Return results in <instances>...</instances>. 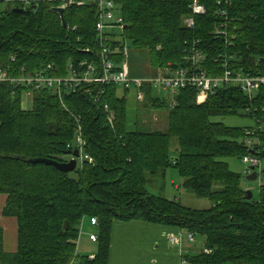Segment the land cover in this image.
<instances>
[{
	"label": "trees",
	"instance_id": "obj_1",
	"mask_svg": "<svg viewBox=\"0 0 264 264\" xmlns=\"http://www.w3.org/2000/svg\"><path fill=\"white\" fill-rule=\"evenodd\" d=\"M110 1L118 6L124 26L112 42L116 63L126 41L148 55L142 73L129 64L134 76L154 75L168 65L186 68L184 57L193 47L201 51L200 69L209 76L221 75L225 63L230 71L264 76V64L258 62L264 59V0H197L206 14L194 18L192 29L183 20L191 16L194 0ZM5 4L0 14V70L15 75L22 67L34 72L51 65L52 76L64 77L70 65L83 72L98 59L96 7H67L64 28L52 10L55 4L39 3L36 11L31 7L24 13L15 11L22 8L19 4ZM218 30L223 34L217 35ZM89 88V93L64 91L61 97L47 89L33 91L31 108L24 110L21 97L26 89L0 84V195L6 196L2 215L17 224L14 254L4 252L0 227V264H108L112 223L131 221L202 238L201 250L182 254L183 264H264V185L258 187L256 199L245 200L242 176L227 163L248 155L260 165L264 159V87L248 96L230 85L204 99L187 88L169 101L145 86L140 105L166 113L163 131L136 121L129 128L127 100L118 95L117 86ZM100 89V100L114 114L111 124L102 106L93 103ZM239 114L251 118L256 128L213 121ZM76 119L85 141L82 153L89 159L72 156ZM173 139L177 147L171 155ZM68 158L76 160L73 172L29 162L66 163ZM168 168L177 170L186 192L208 200L210 207L192 210L176 198L151 193L149 182L158 174L164 178ZM258 169L257 177L264 175ZM85 219L97 236L92 260L76 251Z\"/></svg>",
	"mask_w": 264,
	"mask_h": 264
},
{
	"label": "built area",
	"instance_id": "obj_2",
	"mask_svg": "<svg viewBox=\"0 0 264 264\" xmlns=\"http://www.w3.org/2000/svg\"><path fill=\"white\" fill-rule=\"evenodd\" d=\"M5 2L19 4L22 8H31L37 6L39 3L55 4L56 8H62L63 10L71 5L81 6L90 4L96 7V32L99 38L100 50L98 52V59L86 65L83 72L74 71L71 65L68 68L69 74L64 77L52 76L50 73L52 69L51 65L41 67L34 72H29L26 68L22 67L15 75L10 69L0 70V84L24 87L28 92L47 89L59 97H61L64 91L74 93L77 89H80L89 93V86L104 87L105 85H115L125 92L132 91L138 102H143L145 99V92L143 91L145 86H149L153 93L152 95L167 98L169 101L179 91L187 88L196 89L199 99H204L217 89L230 85L241 87L248 96H251L255 91L264 87V76L230 71L226 63L223 65L224 70L221 75H207L200 69V62L203 55L195 47L191 48L184 57V61L189 65L186 68H173L168 65L162 70L156 71L154 75L145 77L132 75L128 64L129 52L126 46L122 48V59L120 63H116L113 58V55L117 52V47L112 46L116 34H112L109 31L117 29L118 32H121L124 26L118 6L110 0H5ZM189 9L191 16L185 18L183 24L187 29H192L194 26V18L205 15L206 9L197 0H194L190 4ZM219 32L221 31L218 30L215 33L217 35L223 34ZM10 61L13 62L14 57H11ZM84 64L81 63L77 67L80 68ZM103 93V90L100 89V92L93 97V103L102 106L107 120L111 124L114 114L109 109L108 104L100 100V95ZM76 124L74 146L78 150L79 159H87L88 157L83 156L82 153L85 141L82 137V129L78 119H76ZM242 162L254 168L260 166V161L251 155L243 157ZM249 173L250 170L247 171V174ZM90 224L96 226L97 220L91 218ZM88 238L92 243H95L97 240L96 234H91ZM188 239L193 241L194 238L189 234ZM169 241L173 243L175 237H170ZM89 259H94V254L89 255ZM69 264H72V261Z\"/></svg>",
	"mask_w": 264,
	"mask_h": 264
},
{
	"label": "rangeland",
	"instance_id": "obj_3",
	"mask_svg": "<svg viewBox=\"0 0 264 264\" xmlns=\"http://www.w3.org/2000/svg\"><path fill=\"white\" fill-rule=\"evenodd\" d=\"M5 8H6V4L0 2V14ZM109 32L112 34H117L118 30L115 29ZM118 35H120V33H118ZM125 46L129 50L128 64H130L131 67L138 70L140 73L144 72L147 68V63H146L148 58L147 53L135 50L128 41L125 42ZM31 93L32 92L26 91L21 97V107L24 110H29L31 108V98H32ZM118 95L124 96L127 100V122L129 128L130 126L134 127L133 123L135 121L139 122L140 125H142L143 127H148L151 130L163 131L166 128L165 112L155 113V112H150L148 110H144V108H142V106L140 105L142 104V102H138L135 99L132 91L125 92L119 89ZM213 121L220 122L227 127H238V128L248 127L251 129L256 128L255 122L251 118L243 116L242 114L236 116H228L225 118H215L213 119ZM260 128L262 131H264V124H261ZM176 147H177L176 140L173 139L171 141V150H170L171 155L176 153ZM67 160H69V158ZM227 163L231 171L238 173L242 176V180H241L242 188L245 191H250L253 194L254 199H256L258 187L261 185V181L263 180L262 175L260 174V176H258L256 181L253 182L246 181L245 177L248 175L247 171L249 170L250 167L249 165L244 164L241 160L238 159H228ZM261 166L264 167V159L261 161ZM258 173H260V169H258ZM154 178L155 179H152L151 182H149L148 190L151 193H153L155 196L158 197L160 196L167 200H173L176 198V200H178L182 206L192 210H203V209H208L210 207V202L208 200L198 199L183 189L182 187L183 179L179 176L176 169L168 168L165 172L164 178L161 176V174H158ZM83 229L86 234H90L94 232V229L91 226L89 227L88 225H86V223H84ZM85 233L84 235L86 236ZM84 235L80 238V241L78 242L76 248L77 254L79 255H84L83 253H86L84 251V248L86 247H84L83 242H81L82 239L83 241L85 239L86 241H88V238L84 237ZM187 235L188 234L185 235L186 241L188 240ZM86 244H88V246L90 245L95 246L94 243L90 244L89 242H87ZM189 245L195 251L201 250L203 247L202 238L195 236L194 241Z\"/></svg>",
	"mask_w": 264,
	"mask_h": 264
},
{
	"label": "crops",
	"instance_id": "obj_4",
	"mask_svg": "<svg viewBox=\"0 0 264 264\" xmlns=\"http://www.w3.org/2000/svg\"><path fill=\"white\" fill-rule=\"evenodd\" d=\"M260 167V170H264V167L261 165ZM262 179L261 185H264V175ZM5 202L6 196L0 195L2 246L5 253L14 254L17 250V224L14 218L2 215ZM86 221L88 222L85 219L82 223L80 238L85 233L84 223L90 227ZM91 234L95 233L86 234L84 237L88 238ZM186 234V231L180 229L152 225L142 221L113 222L110 231L108 264H183L182 254L194 250L189 245L194 240L186 241ZM170 237H175L173 243L169 241ZM81 242L86 247L84 255L89 256L95 253L96 246H88L86 239L84 241L82 239Z\"/></svg>",
	"mask_w": 264,
	"mask_h": 264
},
{
	"label": "water",
	"instance_id": "obj_5",
	"mask_svg": "<svg viewBox=\"0 0 264 264\" xmlns=\"http://www.w3.org/2000/svg\"><path fill=\"white\" fill-rule=\"evenodd\" d=\"M37 6H33L32 9L34 11L37 10ZM53 12L57 13L60 18H61V22H62V27H66V24L65 22L63 21V13H64V10L62 8H52ZM16 12H19V13H24L25 12V8H21V9H15ZM259 63H262L264 64V59H259L258 61ZM253 155V154H252ZM72 156L74 158H76L78 156V151L75 150L72 152ZM31 164H44V165H47V166H52L54 168H56L57 170L61 171V172H73L76 168V160L75 159H71L69 160L68 162L66 163H58L56 161H53V160H49V159H32L29 161ZM250 170V173L245 177V180L246 181H249V182H253V181H256L257 180V173L255 171V168L254 167H250L249 168ZM252 193L250 191H245V197L244 199L247 200V201H251L252 200ZM66 223H64V226H63V229L66 228Z\"/></svg>",
	"mask_w": 264,
	"mask_h": 264
},
{
	"label": "bare ground",
	"instance_id": "obj_6",
	"mask_svg": "<svg viewBox=\"0 0 264 264\" xmlns=\"http://www.w3.org/2000/svg\"><path fill=\"white\" fill-rule=\"evenodd\" d=\"M53 8H54V7H53ZM65 10H66V9H65ZM30 72H31V71H30ZM105 86H106V85H105ZM103 88H104V87H103ZM103 88H102V89H103ZM23 91H24V89H23Z\"/></svg>",
	"mask_w": 264,
	"mask_h": 264
}]
</instances>
